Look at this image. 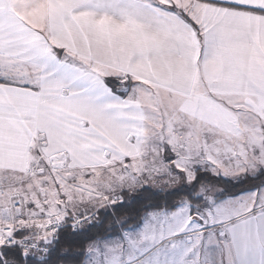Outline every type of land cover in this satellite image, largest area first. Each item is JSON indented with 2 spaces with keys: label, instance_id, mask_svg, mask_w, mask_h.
Wrapping results in <instances>:
<instances>
[{
  "label": "snow or ice",
  "instance_id": "1",
  "mask_svg": "<svg viewBox=\"0 0 264 264\" xmlns=\"http://www.w3.org/2000/svg\"><path fill=\"white\" fill-rule=\"evenodd\" d=\"M0 264H264V0H0Z\"/></svg>",
  "mask_w": 264,
  "mask_h": 264
}]
</instances>
